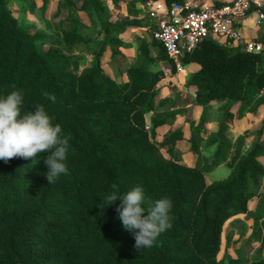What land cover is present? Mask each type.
<instances>
[{
  "label": "trees",
  "instance_id": "obj_1",
  "mask_svg": "<svg viewBox=\"0 0 264 264\" xmlns=\"http://www.w3.org/2000/svg\"><path fill=\"white\" fill-rule=\"evenodd\" d=\"M64 1L74 14V26L63 32L67 53L84 45L95 55L90 68L82 69L79 57L54 47L55 38L31 34L9 1L0 0V98L20 91L22 114L43 105L53 125L59 124L62 135L69 137L67 172L50 185L45 164L50 151L27 160H0V264H221L225 224L248 214L250 202L263 187L264 120L257 133L247 132L236 145L226 133L232 108L250 103L264 89V54H248L208 39L186 56L185 64L200 66L190 81L196 88V104L203 107L201 122L188 139L194 155L207 136L209 106L222 104L224 115L212 141L218 145L212 165H185L162 152L167 148L172 155L186 140L183 131L161 144L155 141L156 129L174 118H160L150 131L146 126V115L159 108L157 86L164 78L152 66L166 62L176 73L153 37L156 23L152 42L144 38L129 79L119 83L103 68L102 57L111 51L112 59L124 60L119 36L138 22H112L102 0ZM121 1L114 0L116 9ZM163 1L168 8L184 2ZM80 13L101 21L104 40L97 51H91L90 39L97 36L96 28ZM250 135L257 141L245 153ZM226 163L229 177L209 184L206 175ZM136 186L144 189L145 208L161 198L172 201V227L151 248L140 250L118 218L121 201L108 206L106 200L109 194L122 197ZM260 217L262 208L254 221ZM248 264H264V251Z\"/></svg>",
  "mask_w": 264,
  "mask_h": 264
},
{
  "label": "crops",
  "instance_id": "obj_2",
  "mask_svg": "<svg viewBox=\"0 0 264 264\" xmlns=\"http://www.w3.org/2000/svg\"><path fill=\"white\" fill-rule=\"evenodd\" d=\"M60 0H52V5L50 7V16H53L59 6ZM108 4V8L110 10V14L112 13V22H120L124 20L129 21H137L138 26L128 29L124 33H122L119 37L123 41V47L121 48L122 55L124 56L123 59H119L120 57H117L115 60L112 59V52L107 51L104 56L102 57V64L103 68L106 70L108 74H110L117 82L121 83L124 81H127L129 79L128 72L129 69L137 63V60L140 56V47L142 45V42L146 36L144 33H148L151 36V30L153 24H155V18H152V13H158L156 16L159 17V15L167 13V6L163 0H120V7L116 9L114 0H105ZM184 1H193L197 4H203L207 2H212L214 0H184ZM10 6V4H9ZM14 12V11H13ZM15 14V12H14ZM81 18L84 20L86 24H90L91 20L90 18L84 14L80 13ZM250 27L259 28L255 26L254 24V17L249 18L245 22V29L244 34L247 38L256 40L258 42H261L264 44V29L262 30V33L257 32L254 37L247 35L249 34L247 31H250ZM264 27V23L260 26ZM257 31H261L257 30ZM60 33L56 31V34H52L53 37H58ZM148 40V39H147ZM149 42V41H148ZM152 42V41H151ZM149 42V43H151ZM79 48V47H78ZM78 51V50H76ZM152 56L156 57L157 51L155 48L151 49ZM75 56L79 57L82 62V69L90 68L94 65L96 59L95 55L88 52H75ZM128 61V62H127ZM133 63L130 64L128 70L125 66V63ZM126 63V64H127ZM162 63L164 65V70L157 69L158 71H162L164 73V78L157 86V89L159 91V96L157 98L158 106L159 108L146 115V126L148 131H150L154 123L158 121L160 118H174L172 121H167L164 125L159 126L156 129V137L155 141L158 144L163 143L167 138H169L173 133L178 131H183L184 136L186 140L181 141L178 143L176 148L173 151V154L170 155L167 148H163L162 152L167 157H172L175 161H178L185 165H191L193 163L186 162L185 160L195 157L193 152L191 151V142L188 140L191 138L192 132L194 127H197L201 122V117L203 114V107L198 106L196 104V88L192 87L190 85V81L195 73H197L200 70V66L197 64H185L184 62V73H168L167 69L170 67L166 62H157ZM155 64V65H156ZM153 65V66H155ZM152 66V67H153ZM126 67V68H125ZM153 70V69H152ZM153 70V71H157ZM173 76L172 78H170ZM174 81L176 84L172 86L175 88L177 86V93L169 92V90L166 89L168 81ZM170 101V103H169ZM224 115V111L222 108V104L219 103H212L209 106V113H208V122L205 125L206 132L210 134L212 130H216V134L218 131V127L220 125V121L222 119V116ZM228 122L230 126V131L234 134L235 138H240L245 136L247 132L251 134L257 133L262 125L264 120V89L259 90L256 97L247 104H238L236 105V108L231 110L228 117ZM210 135L206 136L205 142L202 145L200 152L203 153L205 149L211 148L212 156L215 157L216 151H217V144L212 143V137H209ZM255 135H250L247 137L246 142L247 145H252L255 142ZM264 141V137H263ZM234 145V144H233ZM263 165L264 163L261 162ZM227 164V163H226ZM226 164H223L215 169H213L212 173L209 174H217L219 172L223 171V167H225ZM225 178V177H224ZM223 179V178H222ZM263 192H261L257 197H255L250 202V208L249 212H252L254 207V211L257 212L260 208H262V214H264V202L262 201ZM252 205L253 208H252ZM249 215H238L231 220H229L224 226V231L222 235V248L221 253L224 251V240H225V231L228 223H231L230 221H236V223L240 224V220L247 218ZM248 226L250 228H255V222L253 219L248 218ZM263 224H264V215L260 217L258 223H257V230L259 236L258 238H254L255 241L253 245L256 247H264V237H263ZM235 232H238L235 230H232L231 233L235 234ZM246 240V237L244 238ZM239 240L240 237L238 233L233 236V238L229 237V241L232 243L234 242L235 245H238L239 247ZM256 240H259L256 242ZM240 249V247L238 248ZM232 250V247H231ZM255 251V250H254ZM254 251L252 255L250 254L248 258V261H245L244 264H248L249 261H251L254 258ZM220 254L218 259H220ZM220 261V260H219ZM238 264V263H237Z\"/></svg>",
  "mask_w": 264,
  "mask_h": 264
},
{
  "label": "clouds",
  "instance_id": "obj_3",
  "mask_svg": "<svg viewBox=\"0 0 264 264\" xmlns=\"http://www.w3.org/2000/svg\"><path fill=\"white\" fill-rule=\"evenodd\" d=\"M47 95V93H45ZM23 95L14 90L0 98V160L8 163L13 158L30 159L38 153L49 152L45 159L48 168V184L54 183L61 174H66L69 137L62 135L59 124L53 125L52 118L43 105L35 111L22 114ZM107 204L120 200L116 208L123 228L133 234L134 247L151 248L156 238L172 227L169 215L172 201L169 198L157 200L154 206L145 208L144 189L136 186L122 197L116 193L106 197ZM147 213V215H145Z\"/></svg>",
  "mask_w": 264,
  "mask_h": 264
},
{
  "label": "built area",
  "instance_id": "obj_4",
  "mask_svg": "<svg viewBox=\"0 0 264 264\" xmlns=\"http://www.w3.org/2000/svg\"><path fill=\"white\" fill-rule=\"evenodd\" d=\"M153 13L157 29L154 39L163 47L177 73H184V59L208 39L240 47L248 54H264V44L244 34L245 22L264 23V0H214L203 4L193 1L173 3L167 13ZM168 73H173L169 67Z\"/></svg>",
  "mask_w": 264,
  "mask_h": 264
},
{
  "label": "rangeland",
  "instance_id": "obj_5",
  "mask_svg": "<svg viewBox=\"0 0 264 264\" xmlns=\"http://www.w3.org/2000/svg\"><path fill=\"white\" fill-rule=\"evenodd\" d=\"M11 9L15 12V16L18 18L19 22L21 25L25 26L28 28L31 32V34L35 35L36 33H42L44 34L47 38H55V40L51 41L54 47L60 49L62 52L66 53L68 56L72 55L75 56V52H87L86 47L84 45H81L79 48H76L73 50L72 53H67V47L65 45L64 41V34L63 32L65 30H70L74 26V14L72 12V9L67 6V3L64 0L59 1V6L61 5V9H59L57 12L53 15L50 16V7L52 5V0H8ZM74 2L77 3H82L83 0H73ZM108 7V4L105 0H102ZM170 9L167 8V11ZM60 10V11H59ZM150 14L152 15L153 12ZM110 18L112 20V13L110 14ZM152 18H155L152 16ZM92 26L96 28V34L97 36L91 37V51H97L100 46L99 42L104 40V35L102 33V28H101V21L99 20L98 17H94L91 21ZM250 31H247L252 37L255 38L254 35H256L257 32L262 33V30L264 27H259V28H254L250 27ZM261 31H257L260 30ZM56 31L60 33L58 37H53L52 34H56ZM47 41V40H46ZM49 43V41L47 42ZM45 43V44H47ZM47 46V45H46ZM44 45V48L47 49L48 46L46 47ZM78 50V51H76ZM77 57V56H76ZM128 62V61H127ZM126 62V63H127ZM125 66L127 67V70L133 63L129 62ZM125 67V68H126ZM153 70L157 69H162L164 70V65L162 63H158L155 66L152 67ZM158 71V70H157ZM171 76L170 78H172ZM166 85V89L169 90V92L177 93V86L173 88L174 84H176L174 81H168ZM178 94V93H177ZM236 108V105L233 107V109ZM216 130H212L210 134L207 133V135H210L209 137H212V140H214L217 137V134L215 133ZM227 138L229 141L236 145L238 142L239 138H235L234 134L230 131V126L228 128V131L226 133ZM257 139H255V142ZM255 142L252 145H247L244 148V152L247 153L248 149H251ZM262 142L264 144V141L262 139ZM235 147V146H234ZM195 157L189 158L185 160L186 162H191V163H199L203 167L208 168L212 165V162L214 160V156H212V151L211 148L205 149L203 153L199 152L197 155H194ZM260 161L264 163V156L260 158ZM223 171L219 172L217 174H207L206 178L209 184H212L214 182L218 181H223L227 179L230 175V168L228 164L223 167ZM225 177V178H224ZM223 178V179H222ZM261 192L264 194V180H263V187ZM260 192V193H261ZM262 201L264 202V195L262 197ZM254 205H252L253 208ZM255 209V207H254ZM249 212V215H247V218H244L240 220V224L236 223V221H230L231 223H228L225 231V240H224V251L223 253L220 254V261L221 264H244L245 261H248V258L250 254L252 255L254 251V258L258 256L261 251H264V247L258 248L255 245H253L255 239L261 236L258 234L257 230V223L259 220H257V223L255 222V228H250L247 224L248 218L253 219L254 214L256 213L255 211ZM263 213V212H262ZM264 215V214H262ZM226 226V225H225ZM263 232H264V224H263ZM238 232H235V234L231 233L232 230H235ZM238 233L240 240H239V247L238 245H235L234 242L229 241V237L233 238L234 235ZM264 234V233H263ZM246 237V240L244 239ZM264 237V235H263ZM259 240H256L258 242ZM232 247V250H231ZM252 261V260H251ZM250 262V261H249Z\"/></svg>",
  "mask_w": 264,
  "mask_h": 264
},
{
  "label": "water",
  "instance_id": "obj_6",
  "mask_svg": "<svg viewBox=\"0 0 264 264\" xmlns=\"http://www.w3.org/2000/svg\"><path fill=\"white\" fill-rule=\"evenodd\" d=\"M144 35L146 36V38L148 39L149 42L152 41V38L148 33L145 32Z\"/></svg>",
  "mask_w": 264,
  "mask_h": 264
}]
</instances>
